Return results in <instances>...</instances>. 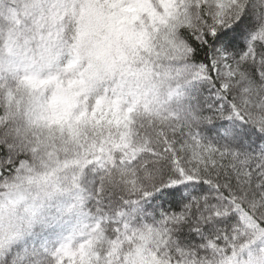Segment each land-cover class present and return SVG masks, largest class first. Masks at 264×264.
<instances>
[{
    "label": "snow or ice",
    "instance_id": "snow-or-ice-1",
    "mask_svg": "<svg viewBox=\"0 0 264 264\" xmlns=\"http://www.w3.org/2000/svg\"><path fill=\"white\" fill-rule=\"evenodd\" d=\"M0 264H264V0H0Z\"/></svg>",
    "mask_w": 264,
    "mask_h": 264
}]
</instances>
